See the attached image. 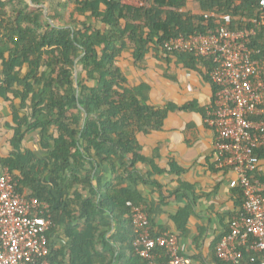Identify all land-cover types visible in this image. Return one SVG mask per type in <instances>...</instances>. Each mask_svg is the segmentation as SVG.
<instances>
[{
	"label": "trees",
	"instance_id": "trees-1",
	"mask_svg": "<svg viewBox=\"0 0 264 264\" xmlns=\"http://www.w3.org/2000/svg\"><path fill=\"white\" fill-rule=\"evenodd\" d=\"M32 2L35 5L28 0H0V58L3 59L5 83L12 85L18 81L24 85L20 94L23 107H28V115L15 114L14 150L1 160V164L11 168L20 192L28 188L31 195L41 201L53 203L49 187L41 182L46 169L65 175L69 188L77 184L96 185L92 195L82 200L79 211L68 212L70 196L66 197L64 208L51 209L53 226L63 210L65 220L73 223L66 229L78 250L72 264H81L86 258L81 252L84 238L87 239L83 234L94 221L99 222L98 228L93 230L95 236L98 233L103 237L109 229L107 225L103 227L106 220L98 212L97 194H100L101 207L129 214L134 262L148 264L134 245L136 232L128 202L139 205L144 201L139 192L125 186L126 179L133 182L137 179H132L129 167L149 164L152 169L148 177L140 175L138 179L163 191L155 175L180 174L184 169L174 162L169 164V170L158 166L155 157L149 158L143 153L141 137L161 132L173 112L200 110L207 116V109L193 101L156 104L149 94L152 86L148 82L132 81L122 64L130 58L134 66L140 67L150 52L168 64L176 58L184 67L199 72L210 82L214 93L217 89L211 79L214 59L182 50L170 51L165 43L175 37L192 38L216 31L225 23L224 16L229 15V28L254 30L248 45L253 58L264 63L262 0ZM191 2L195 8H189ZM40 4L48 7V18L53 23L49 22ZM6 51L10 52L8 59L4 58ZM24 64L30 67L24 79L11 75L16 66ZM31 132L37 133L48 148V155L43 159H38L30 150H21ZM254 153L264 159V147L256 148ZM95 167L110 169L112 178L106 189L99 179L95 180ZM251 174L264 181L259 167ZM237 189L243 205V191ZM82 225V232H77ZM151 232L160 233L152 228ZM154 252L159 260L166 259L164 248L157 247ZM60 254L64 252L51 250L49 258L53 264H63L57 258ZM252 255L246 251L241 264H261L259 258L252 261ZM82 264L93 262L90 258Z\"/></svg>",
	"mask_w": 264,
	"mask_h": 264
},
{
	"label": "crops",
	"instance_id": "crops-1",
	"mask_svg": "<svg viewBox=\"0 0 264 264\" xmlns=\"http://www.w3.org/2000/svg\"><path fill=\"white\" fill-rule=\"evenodd\" d=\"M35 5L32 0H28ZM45 16L48 18L49 9L44 4ZM194 3H189V8H195ZM10 52L6 51L4 58L8 59ZM129 78L139 84L148 82L152 89L151 99L158 105L165 102L183 104L196 102L199 107L208 108L213 90L210 82L197 71L183 66L176 58L171 64L158 60L150 52L142 66H134L130 58L123 62ZM28 64L16 66L12 76L24 79L29 73ZM78 70H75V73ZM3 59L0 58V164L13 152L12 139L15 135V114L24 117L28 115V107H23L24 85L18 81L9 85L5 83ZM29 81L34 82V79ZM29 102V101H28ZM206 116L200 110L178 111L169 115L161 132L141 137L144 145L143 153L149 158L155 157V162L162 168H170L174 162L184 170L178 173L164 172L156 174L163 185V191L152 184L138 179L140 175L145 178L152 167L146 163L137 164L130 168L132 179H126L125 186L139 192L150 216V226L155 231H168L179 238L181 252L193 260V264H232L218 257L216 248L220 241L228 234L230 221L242 209V195L237 188L231 186V181L236 174L229 169H219L215 162L213 130L206 124ZM21 150H30L38 159L48 155L38 134L31 132L21 145ZM158 150V151H157ZM92 166L90 161H87ZM259 168L264 174V159H260ZM95 180L101 182L106 189L112 178L109 168H94ZM65 175L50 170H45L41 182L49 187L53 203L49 204L50 212L54 207H63L65 199L70 196L68 212H77L81 208L82 200L89 198L96 185L77 184L69 188V180H64ZM25 194H30L28 188ZM98 212L106 222L103 227H109L106 234L93 233L99 222H93L88 232L84 233L83 262L92 259L93 264H135L136 256L131 249V225L128 213L111 211L100 206V194H97ZM53 218V212H51ZM49 232L51 250L63 251L64 254L57 258L63 264H72L73 255L78 254L73 239L67 234V227L72 222L64 218L62 211ZM100 220V219H99ZM86 222V218L83 219ZM102 221V220H100ZM84 225L78 228L82 232ZM96 247L97 249H95ZM76 250L74 253L73 251ZM98 251V252H96Z\"/></svg>",
	"mask_w": 264,
	"mask_h": 264
},
{
	"label": "built area",
	"instance_id": "built-area-1",
	"mask_svg": "<svg viewBox=\"0 0 264 264\" xmlns=\"http://www.w3.org/2000/svg\"><path fill=\"white\" fill-rule=\"evenodd\" d=\"M224 20L216 31L175 37L165 47L214 59L211 79L217 89L205 121L215 135L217 168L236 174L231 186L241 188L244 196L242 209L232 217L216 252L222 260L241 264L249 251L252 261L259 258L264 264V181L251 174L260 162L254 150L264 147V63L253 58L248 45L254 30H233L227 25L230 16ZM128 205L132 207L136 251L148 264H193L182 254L176 234L152 233L145 206L131 201ZM52 227L49 204L20 192L11 168L0 164V264H53L49 258ZM157 247L165 249V260L158 259Z\"/></svg>",
	"mask_w": 264,
	"mask_h": 264
},
{
	"label": "water",
	"instance_id": "water-1",
	"mask_svg": "<svg viewBox=\"0 0 264 264\" xmlns=\"http://www.w3.org/2000/svg\"><path fill=\"white\" fill-rule=\"evenodd\" d=\"M75 77H76V80H77L78 79V73L77 72L75 73Z\"/></svg>",
	"mask_w": 264,
	"mask_h": 264
}]
</instances>
